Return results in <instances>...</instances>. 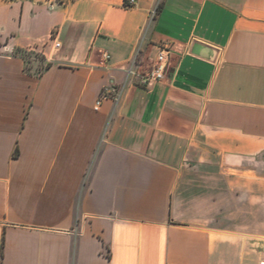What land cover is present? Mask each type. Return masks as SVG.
<instances>
[{"label":"crops","instance_id":"0c3cea01","mask_svg":"<svg viewBox=\"0 0 264 264\" xmlns=\"http://www.w3.org/2000/svg\"><path fill=\"white\" fill-rule=\"evenodd\" d=\"M136 1L0 0V264L264 260V0Z\"/></svg>","mask_w":264,"mask_h":264},{"label":"built area","instance_id":"2783aa9c","mask_svg":"<svg viewBox=\"0 0 264 264\" xmlns=\"http://www.w3.org/2000/svg\"><path fill=\"white\" fill-rule=\"evenodd\" d=\"M125 4L127 6H136L137 1L136 0H126ZM159 4L160 2L157 4L156 9L154 8L152 10L151 18H154L156 16ZM52 37L55 38V33L52 35ZM57 45L59 46L60 43L58 42ZM102 56L105 61H108L111 58L110 53L107 51L103 52ZM170 56H171L170 45L164 44L160 46L159 53L157 55V58L154 64L151 67H149L147 70L136 74L138 84L140 86L148 87L155 82H160L164 80L167 77L168 72H169ZM136 57L133 59V62L136 60ZM108 96L110 95L107 93V89L105 88L104 91L102 92L101 99H104ZM115 98H118V96H115ZM260 264H264V260H262Z\"/></svg>","mask_w":264,"mask_h":264},{"label":"rangeland","instance_id":"374dc122","mask_svg":"<svg viewBox=\"0 0 264 264\" xmlns=\"http://www.w3.org/2000/svg\"><path fill=\"white\" fill-rule=\"evenodd\" d=\"M21 54L25 57L26 59V68L28 70L34 69V71H42V69L45 67V63L42 60V56L37 53H25L21 52ZM37 63L39 66H37Z\"/></svg>","mask_w":264,"mask_h":264},{"label":"trees","instance_id":"16d2710c","mask_svg":"<svg viewBox=\"0 0 264 264\" xmlns=\"http://www.w3.org/2000/svg\"><path fill=\"white\" fill-rule=\"evenodd\" d=\"M160 5H161V3L159 4L158 7H160ZM18 153H19V151H18V148H17L16 151L14 152V156H17ZM3 249H4V242H3V245H2V249H1L2 255H3Z\"/></svg>","mask_w":264,"mask_h":264}]
</instances>
